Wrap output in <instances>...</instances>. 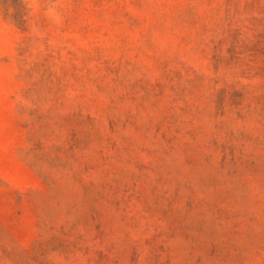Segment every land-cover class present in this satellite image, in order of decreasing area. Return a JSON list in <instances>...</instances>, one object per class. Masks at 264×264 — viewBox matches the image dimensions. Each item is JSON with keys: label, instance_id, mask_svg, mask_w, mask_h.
<instances>
[{"label": "rangeland", "instance_id": "rangeland-1", "mask_svg": "<svg viewBox=\"0 0 264 264\" xmlns=\"http://www.w3.org/2000/svg\"><path fill=\"white\" fill-rule=\"evenodd\" d=\"M0 264H264V0H0Z\"/></svg>", "mask_w": 264, "mask_h": 264}]
</instances>
